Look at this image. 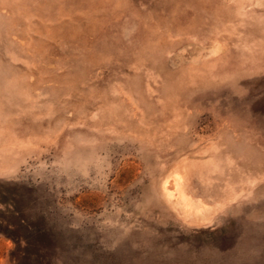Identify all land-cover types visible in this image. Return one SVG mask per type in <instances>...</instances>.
<instances>
[{"label":"rangeland","instance_id":"rangeland-1","mask_svg":"<svg viewBox=\"0 0 264 264\" xmlns=\"http://www.w3.org/2000/svg\"><path fill=\"white\" fill-rule=\"evenodd\" d=\"M0 264H264V0H0Z\"/></svg>","mask_w":264,"mask_h":264}]
</instances>
